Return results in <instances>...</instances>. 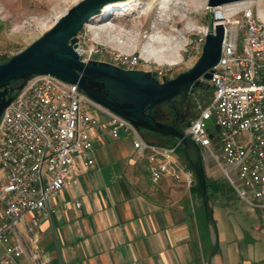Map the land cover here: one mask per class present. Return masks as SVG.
Returning <instances> with one entry per match:
<instances>
[{
	"label": "built area",
	"instance_id": "1",
	"mask_svg": "<svg viewBox=\"0 0 264 264\" xmlns=\"http://www.w3.org/2000/svg\"><path fill=\"white\" fill-rule=\"evenodd\" d=\"M256 1L263 0L210 7L225 27L222 55L212 77L201 78L214 87L212 101L186 132L200 145L205 162L212 159L237 194L264 217V9ZM76 49L84 61L96 51L80 39ZM15 53L4 49L0 38V62ZM121 63L135 68L137 61L124 57ZM98 110L108 114L113 138L130 137L147 157L154 181L168 177L189 187L195 182L194 171L178 156L180 143L152 141L78 83L36 74L0 118V264H16L25 255L41 264L36 243L42 219L53 210L50 197L78 182L79 161L96 162L90 127L100 123ZM213 115L219 129L209 123Z\"/></svg>",
	"mask_w": 264,
	"mask_h": 264
},
{
	"label": "crops",
	"instance_id": "2",
	"mask_svg": "<svg viewBox=\"0 0 264 264\" xmlns=\"http://www.w3.org/2000/svg\"><path fill=\"white\" fill-rule=\"evenodd\" d=\"M95 115L100 123L90 132L96 162L79 161L78 182L50 197L53 210L42 219L36 243L41 264H208L213 235L198 213V195L181 181H154L133 140L113 138L108 114ZM206 168L219 183L212 167ZM223 193L212 192L213 205ZM255 257V248L235 237L223 250L220 240L214 264H264ZM16 264L36 262L25 255Z\"/></svg>",
	"mask_w": 264,
	"mask_h": 264
},
{
	"label": "rangeland",
	"instance_id": "3",
	"mask_svg": "<svg viewBox=\"0 0 264 264\" xmlns=\"http://www.w3.org/2000/svg\"><path fill=\"white\" fill-rule=\"evenodd\" d=\"M79 1L0 0V38L3 48L16 53L21 51ZM207 1L130 0L114 6L106 5L107 9L104 6L95 14L97 17L85 24L78 37L85 48L96 49L94 59L127 67L121 60L130 57L137 61L135 68L157 70L160 79L173 78L193 66L202 53L206 32L212 29L216 21ZM255 4L264 9V0L259 3L256 1ZM166 48L171 49L176 57L169 53L165 58L158 59L155 51ZM205 82L210 83L201 80V85L189 94L188 98L196 104V111L189 121L212 101V89L203 87L202 83ZM148 138L161 142L157 138ZM178 156L184 162L183 155L178 153ZM206 164L220 177L219 184L224 192L221 201L213 199L221 249L225 248L227 240L237 237L243 246L255 248L256 261L264 262V217L237 194L212 159ZM226 200L225 205L223 202ZM198 213L203 218L201 204ZM209 255L207 252V257Z\"/></svg>",
	"mask_w": 264,
	"mask_h": 264
},
{
	"label": "water",
	"instance_id": "4",
	"mask_svg": "<svg viewBox=\"0 0 264 264\" xmlns=\"http://www.w3.org/2000/svg\"><path fill=\"white\" fill-rule=\"evenodd\" d=\"M115 1L81 0L75 3L41 36L0 62V118L28 79L36 74H53L78 83L92 99L129 119L136 127L179 138L203 190L202 200L213 235L208 264H214L221 238L208 190L202 149L186 130L163 120L164 111L161 106L164 103H176L177 100L183 104L192 89L201 85L202 77H212L211 70L221 59L225 27L218 23L214 29H209L197 61L173 78L160 79L157 70L126 68L106 60L93 58L84 61L76 49L79 32L93 15ZM241 1L246 0H208L207 4L217 7ZM216 120L213 115L209 123H215L216 129H219Z\"/></svg>",
	"mask_w": 264,
	"mask_h": 264
},
{
	"label": "trees",
	"instance_id": "5",
	"mask_svg": "<svg viewBox=\"0 0 264 264\" xmlns=\"http://www.w3.org/2000/svg\"><path fill=\"white\" fill-rule=\"evenodd\" d=\"M202 85L205 88L212 89V92H213V95H214V87L212 86L211 83L205 82V83H202ZM194 89H196V87ZM194 89H192V90H194ZM161 107H162L163 111L165 112V116H163V120L166 121V122H169V123H174V122L171 121V118L168 117V113H173L174 112V108L172 107V105L170 103H164ZM189 123H190V121H188L187 123H184V124H179V123H175V124H176V126L179 129L186 130V128H187ZM141 130H142L143 134L146 137H153V138H157V139L161 140V142H159V143H162V144H165V145H173V144H176V143H180L179 146H178V153L183 155L184 162L195 173L196 179H195V182L193 183V185L191 186V189H192V192H194V193H196L198 195V197H199V199L201 201L202 210H203V220L209 226L210 222L207 219L205 207H204L203 200H202L203 190H202V187L200 186L197 173H196L193 165L191 164V162L188 160V158L186 156L184 144L177 137H172V136H169V135H162V134L155 133V132H152V131L147 130V129H141ZM207 182H208V190H209V193H210V196H211V199H212V192L216 191V190H218L219 188H222V187L216 180H211L208 176H207ZM212 248H213V243L211 242L209 247H208V251L211 252Z\"/></svg>",
	"mask_w": 264,
	"mask_h": 264
},
{
	"label": "flooded vegetation",
	"instance_id": "6",
	"mask_svg": "<svg viewBox=\"0 0 264 264\" xmlns=\"http://www.w3.org/2000/svg\"><path fill=\"white\" fill-rule=\"evenodd\" d=\"M180 97L178 96L177 99ZM174 108L173 113H168V117L171 118V121L174 123L184 124L189 121L193 113L196 111V104L189 98L183 104H180L178 100L176 103H170ZM165 116V112L163 114Z\"/></svg>",
	"mask_w": 264,
	"mask_h": 264
},
{
	"label": "bare ground",
	"instance_id": "7",
	"mask_svg": "<svg viewBox=\"0 0 264 264\" xmlns=\"http://www.w3.org/2000/svg\"><path fill=\"white\" fill-rule=\"evenodd\" d=\"M127 1H130V0H120L119 2H116V3H110V4H108L109 6H114V5H116V4H120V3H125V2H127ZM107 5V6H108ZM107 6L105 7L106 9H107ZM262 8V7H261ZM106 9H104V10H106ZM103 10V11H104ZM97 17V15H95V16H93L92 18H91V20H93V19H95ZM218 23H222V21L220 20V19H217L216 20V24H218ZM114 28V27H113ZM169 53H171V54H173L175 57H176V55L172 52V50L171 49H163V50H157V51H155V55L157 56V58L158 59H160V58H165ZM175 62H177V61H170V63H175Z\"/></svg>",
	"mask_w": 264,
	"mask_h": 264
}]
</instances>
